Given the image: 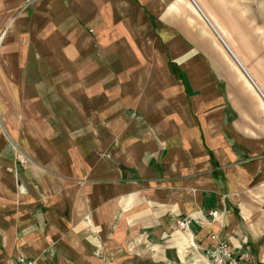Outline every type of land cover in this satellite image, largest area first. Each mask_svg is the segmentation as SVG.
Masks as SVG:
<instances>
[{"label":"crops","instance_id":"crops-1","mask_svg":"<svg viewBox=\"0 0 264 264\" xmlns=\"http://www.w3.org/2000/svg\"><path fill=\"white\" fill-rule=\"evenodd\" d=\"M92 1L109 8V0H0V264L20 256L35 264H206L212 233L246 253L241 264H264V96L250 81L252 97L181 99L180 113L168 101L164 113L109 114L107 77L93 83L99 94L78 83L71 61L60 60L77 54L64 38L47 51L10 48L4 30L15 14L34 9L38 25L75 28L77 10ZM195 4L264 94V0ZM44 34L37 30L38 41ZM30 58H51L50 66H30ZM98 98L105 112H81ZM191 213L202 223L178 230Z\"/></svg>","mask_w":264,"mask_h":264},{"label":"rangeland","instance_id":"rangeland-1","mask_svg":"<svg viewBox=\"0 0 264 264\" xmlns=\"http://www.w3.org/2000/svg\"><path fill=\"white\" fill-rule=\"evenodd\" d=\"M108 4V10H98L95 2H88L85 10H77L75 28L62 24L58 30L38 25L41 20L33 19L34 9L17 13L4 30L13 37L9 46L24 50L29 43V49L47 51L60 44L55 38H64L65 48L76 49L77 54L60 60L71 61L78 83L88 82V88L94 89V82L107 77L109 114L164 113L168 106L162 103L168 101L172 103L168 109L180 113L181 99L196 104L202 98L252 97L249 83H254L207 24L195 0H124L122 10L113 0ZM37 30L45 33L40 41ZM29 60L30 66L38 61L50 66L51 58ZM93 102L89 100L81 112H101V105L105 112L104 98Z\"/></svg>","mask_w":264,"mask_h":264},{"label":"built area","instance_id":"built-area-1","mask_svg":"<svg viewBox=\"0 0 264 264\" xmlns=\"http://www.w3.org/2000/svg\"><path fill=\"white\" fill-rule=\"evenodd\" d=\"M201 12L205 16L203 11H201ZM224 44L226 45L225 42H224ZM239 63H240V61H239ZM240 65L243 67V65L241 63H240ZM243 69L245 70L244 67H243ZM249 77L251 78L254 85L258 88L260 93L264 96V94L259 89L258 85L253 80L251 75H249ZM18 161L22 166H26L30 162V159L25 153L19 152L18 153ZM209 215L213 219H215L219 214H218L217 210H212L209 212ZM202 220H203L202 218L198 217L194 213L188 214L184 217L178 218L177 229L182 231V232H190L192 224L195 222L202 223ZM211 238L215 241L214 245L207 247L203 250L205 253V257H206V264H241V261L244 258H246V256H247L246 253L233 251V249L230 246V243L226 239L221 238L217 233H212ZM193 247L196 249L201 248L200 244H198V243H193ZM17 264H35V261H34V259L27 258L25 256H20L17 258Z\"/></svg>","mask_w":264,"mask_h":264}]
</instances>
